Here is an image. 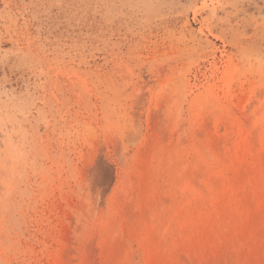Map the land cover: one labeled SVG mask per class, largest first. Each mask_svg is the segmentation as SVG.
Segmentation results:
<instances>
[{
  "label": "rangeland",
  "instance_id": "374dc122",
  "mask_svg": "<svg viewBox=\"0 0 264 264\" xmlns=\"http://www.w3.org/2000/svg\"><path fill=\"white\" fill-rule=\"evenodd\" d=\"M0 264H264V0H0Z\"/></svg>",
  "mask_w": 264,
  "mask_h": 264
}]
</instances>
